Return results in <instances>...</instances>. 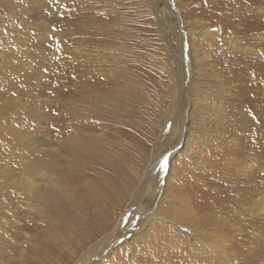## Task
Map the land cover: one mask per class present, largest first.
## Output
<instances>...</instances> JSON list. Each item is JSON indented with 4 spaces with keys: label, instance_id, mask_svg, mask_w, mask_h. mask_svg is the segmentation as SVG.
Masks as SVG:
<instances>
[{
    "label": "rangeland",
    "instance_id": "obj_1",
    "mask_svg": "<svg viewBox=\"0 0 264 264\" xmlns=\"http://www.w3.org/2000/svg\"><path fill=\"white\" fill-rule=\"evenodd\" d=\"M0 264H264V0H0Z\"/></svg>",
    "mask_w": 264,
    "mask_h": 264
},
{
    "label": "bare ground",
    "instance_id": "obj_2",
    "mask_svg": "<svg viewBox=\"0 0 264 264\" xmlns=\"http://www.w3.org/2000/svg\"><path fill=\"white\" fill-rule=\"evenodd\" d=\"M38 194H39V193H38ZM32 196H33V195H32ZM34 196H35V195H34ZM153 218H155V216L151 214V215L149 216V219H148V220L153 219ZM148 220H147V221H148ZM161 220H162V221H166V219H164V218H161Z\"/></svg>",
    "mask_w": 264,
    "mask_h": 264
},
{
    "label": "snow or ice",
    "instance_id": "obj_3",
    "mask_svg": "<svg viewBox=\"0 0 264 264\" xmlns=\"http://www.w3.org/2000/svg\"><path fill=\"white\" fill-rule=\"evenodd\" d=\"M164 164H165V166H166V164H167V161H165V162H164Z\"/></svg>",
    "mask_w": 264,
    "mask_h": 264
}]
</instances>
